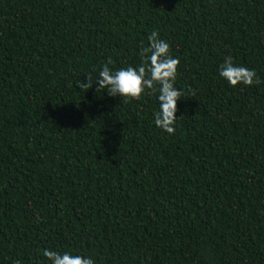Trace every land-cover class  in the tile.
I'll return each mask as SVG.
<instances>
[{
    "label": "trees",
    "instance_id": "1",
    "mask_svg": "<svg viewBox=\"0 0 264 264\" xmlns=\"http://www.w3.org/2000/svg\"><path fill=\"white\" fill-rule=\"evenodd\" d=\"M153 30L178 59L172 134L158 93L79 86L138 65ZM229 55L260 83L219 78ZM44 248L264 264V0H0V264Z\"/></svg>",
    "mask_w": 264,
    "mask_h": 264
},
{
    "label": "clouds",
    "instance_id": "2",
    "mask_svg": "<svg viewBox=\"0 0 264 264\" xmlns=\"http://www.w3.org/2000/svg\"><path fill=\"white\" fill-rule=\"evenodd\" d=\"M147 41V46L139 50L141 62L135 67L110 68L109 63L102 64L95 77L89 73L79 86L88 90L94 83L95 91L132 99H140L145 90L158 93V108L152 113L153 123L165 133L172 134L177 119L174 115L176 103L181 96V91L175 87L178 59L171 55L169 43L156 30L147 35ZM217 73L229 86L260 83L255 69L234 63L230 55L224 57ZM41 255L45 258V264H94L90 257L71 251L58 252L44 248Z\"/></svg>",
    "mask_w": 264,
    "mask_h": 264
}]
</instances>
